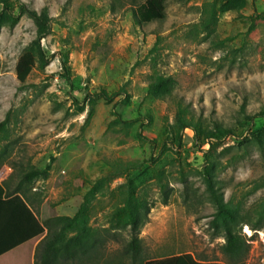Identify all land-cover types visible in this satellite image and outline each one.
I'll list each match as a JSON object with an SVG mask.
<instances>
[{"label":"rangeland","instance_id":"obj_1","mask_svg":"<svg viewBox=\"0 0 264 264\" xmlns=\"http://www.w3.org/2000/svg\"><path fill=\"white\" fill-rule=\"evenodd\" d=\"M10 1L14 14L23 3L39 13L48 7L50 19L43 68L33 20L24 15L11 27L0 5V121L8 123L0 180L7 190L18 192L24 171L54 157L49 177L18 193L42 223L75 216L91 192L89 224L109 232L106 254L114 255L130 239L124 204L134 194L146 206L135 204L146 223L145 258L191 254L229 264L222 228L211 223L208 169L239 215L246 264H264V0H166L165 19L149 24L136 21L145 0ZM26 52L37 64L22 84L16 65ZM156 75L170 81L151 96ZM181 99L205 125L233 133L209 144L180 129L173 103Z\"/></svg>","mask_w":264,"mask_h":264},{"label":"trees","instance_id":"obj_2","mask_svg":"<svg viewBox=\"0 0 264 264\" xmlns=\"http://www.w3.org/2000/svg\"><path fill=\"white\" fill-rule=\"evenodd\" d=\"M165 3L166 0H145L135 9L136 21L149 24L164 20L166 16ZM0 5L3 7L2 13L9 19L11 27L17 25L24 15L33 20L37 27V38L34 42L35 53L39 64L44 68L49 61L46 59L41 42L47 33L50 19L48 7L43 8L39 13L21 3L18 14H14L11 11L13 3L10 0H0ZM36 64L37 60L33 52H26L20 57L16 65V76L22 84H25ZM169 81L170 78L156 75L147 87L148 94L157 96L159 90L166 88ZM169 94L172 95V93ZM102 97L111 100V97L105 92ZM173 104L175 106V124L182 130L190 129L195 138L203 137L204 143L220 142L233 133L232 130L222 125L215 127L205 125L202 117H197L193 106L184 99ZM7 125L6 120L0 121V138L7 132ZM54 160L55 158L52 157L51 161L42 169L31 168L24 171V175L16 187L18 192L10 194L6 191V186L0 183V229L11 227L13 230L10 234H1L5 242L3 247L2 243L0 245V264H216L199 261L191 254L169 256L157 261L145 258L140 233L146 223L140 222V215L135 212V204L140 205L143 209L146 206L134 194L129 196L124 204L126 216L123 226L124 228L130 227V239L123 250L114 255L106 254L105 236L109 235V232L107 230L104 231V234L99 231L94 232L89 224L86 211L90 203L91 192L85 196L84 202L75 216H58L46 223H41L32 212L31 204L18 194L20 193L19 188L25 183L47 179ZM204 181L208 198L216 209L214 220L211 223L217 229L219 226L222 228L220 234H223L226 240L224 254L230 260L229 264H246L248 250L245 248V241L237 231L238 213H235L225 201L223 193L219 190L208 169H205ZM50 223L55 228L50 226ZM70 233L72 235L68 237ZM42 237L44 239L41 240ZM38 242L39 244L36 246ZM33 251H35L34 262Z\"/></svg>","mask_w":264,"mask_h":264},{"label":"crops","instance_id":"obj_3","mask_svg":"<svg viewBox=\"0 0 264 264\" xmlns=\"http://www.w3.org/2000/svg\"><path fill=\"white\" fill-rule=\"evenodd\" d=\"M1 179V178H0ZM4 179V178H3ZM2 181H4V180H2ZM2 181L0 180V183H2ZM6 191L8 192V193H10V194H12V193H14V192H12V188H10V192H9V190H7V188H6ZM32 209V208H31ZM32 212L36 215V217H37V219L39 220V218H38V216H37V214L35 213V211L32 209ZM40 221V220H39ZM41 222V221H40ZM42 223V222H41ZM13 232V230H12V228L11 227H9V228H4V230H1L0 229V245H1V243H2V247L4 246V240L2 239V236H1V234L3 233V234H7V233H12ZM42 239H44V237H42L41 238V240ZM40 242V241H39ZM39 242L36 244V246L39 244ZM36 246L34 247V250L36 249ZM34 253H35V251H33V262H34ZM164 258H166V257H160V258H155V259H151L152 261H157V260H162V259H164Z\"/></svg>","mask_w":264,"mask_h":264}]
</instances>
